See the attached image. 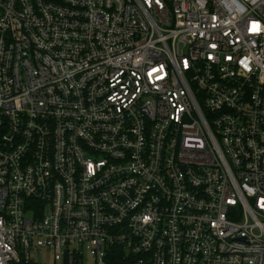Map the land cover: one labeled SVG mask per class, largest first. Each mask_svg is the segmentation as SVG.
I'll return each instance as SVG.
<instances>
[{
	"label": "built area",
	"instance_id": "1",
	"mask_svg": "<svg viewBox=\"0 0 264 264\" xmlns=\"http://www.w3.org/2000/svg\"><path fill=\"white\" fill-rule=\"evenodd\" d=\"M0 264H264V0H0Z\"/></svg>",
	"mask_w": 264,
	"mask_h": 264
},
{
	"label": "rangeland",
	"instance_id": "2",
	"mask_svg": "<svg viewBox=\"0 0 264 264\" xmlns=\"http://www.w3.org/2000/svg\"><path fill=\"white\" fill-rule=\"evenodd\" d=\"M47 259L49 260V259H50V257L48 256V257H47Z\"/></svg>",
	"mask_w": 264,
	"mask_h": 264
}]
</instances>
